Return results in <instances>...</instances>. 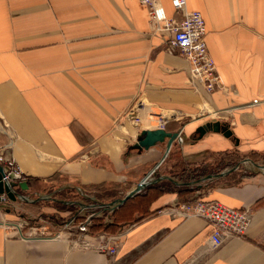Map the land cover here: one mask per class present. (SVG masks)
Instances as JSON below:
<instances>
[{
	"label": "crops",
	"instance_id": "0c3cea01",
	"mask_svg": "<svg viewBox=\"0 0 264 264\" xmlns=\"http://www.w3.org/2000/svg\"><path fill=\"white\" fill-rule=\"evenodd\" d=\"M161 2L176 16L170 0ZM188 7L204 16L225 90L209 93L192 79L188 62L154 30L139 0H0V146L9 145L27 181L57 173L74 183L118 182L131 191L151 173L152 184L251 207L246 233L212 249L211 224L167 213L178 200L167 192L151 206L154 212L118 232V250L110 255L76 246L78 234L67 228L75 215L109 221V203L71 183L43 195L16 181L17 200L0 201V264H264V159L245 158L186 182L163 163L173 151L210 170L219 165L209 157L213 152L264 153V0H188ZM140 97L175 112L165 129L180 133L182 142L177 137L168 153L167 137L135 147L153 125L145 117L138 126L126 116ZM209 122L213 130L200 137L198 127ZM57 203L76 207L58 211ZM21 218L48 233L29 235L28 226H16Z\"/></svg>",
	"mask_w": 264,
	"mask_h": 264
},
{
	"label": "built area",
	"instance_id": "2783aa9c",
	"mask_svg": "<svg viewBox=\"0 0 264 264\" xmlns=\"http://www.w3.org/2000/svg\"><path fill=\"white\" fill-rule=\"evenodd\" d=\"M139 1L148 6L150 23L154 30L165 33L167 36L165 43L168 42L169 46L177 50L179 55L188 62L192 79L201 82L209 93L217 88L225 90L226 86L218 71L216 61L208 48V30L201 11L190 9L188 0H170L176 13V16H173L167 13L161 0ZM174 115V111L158 108L142 97L137 99L126 112V116L138 126L146 117L150 125L153 124L152 128H165L167 121ZM178 141L182 142L180 133ZM8 149L9 145L0 146V163L10 166L12 170L23 175L20 166ZM3 179L9 180L8 175H5ZM7 200H9L7 194L1 193L0 201ZM166 212L174 217L199 216L204 218L212 226L208 241L210 247L215 249L229 237L243 236L251 223L254 210L251 207H233L217 200H205L198 197L192 202L176 203ZM75 217L76 215L67 223V228L70 235L72 230L78 234L74 240L76 246L96 249L110 255L116 254L120 244V233H100L93 236V241L89 234L93 214L79 222ZM16 226L19 228L28 226L29 235L48 233L45 227L31 225L26 220H19ZM61 233L62 231H59L55 234L60 237Z\"/></svg>",
	"mask_w": 264,
	"mask_h": 264
},
{
	"label": "trees",
	"instance_id": "16d2710c",
	"mask_svg": "<svg viewBox=\"0 0 264 264\" xmlns=\"http://www.w3.org/2000/svg\"><path fill=\"white\" fill-rule=\"evenodd\" d=\"M209 157L219 160V165L210 170L200 169V167L197 166V162L184 160L180 153H175L173 151L165 157L163 163H166L167 169L174 178L186 182L191 179H196L204 173H219L224 168L234 167L245 158H250L254 161L264 159V153L241 152L236 149H226L213 152ZM206 159H204V161H206ZM67 183L80 186L85 193L93 194L98 202L105 204L120 198L124 193L131 189L130 185H123L118 182L104 181L99 183L81 184L79 181H75L74 183L70 181L67 176H61L55 173L45 179L28 177L29 188L27 189V192H38L46 195L54 192L56 189ZM167 192H175L177 194V203L192 202L196 199L194 196L195 189H174L167 183H154L147 186L141 193L135 194L121 206L114 208L110 214L111 219L109 221H106L105 217H92L89 226V233L91 235H97L100 233H118L124 226L133 221H140L151 212H154L151 210V206ZM60 193V191H57L54 194V197H57ZM62 199L66 200V198ZM38 204L42 203L39 201ZM56 206L58 211H64L76 207V205L70 206L63 203H57ZM44 214L51 219L59 220V213L57 212ZM75 218L77 222L82 220L81 217L76 216Z\"/></svg>",
	"mask_w": 264,
	"mask_h": 264
},
{
	"label": "water",
	"instance_id": "95a60500",
	"mask_svg": "<svg viewBox=\"0 0 264 264\" xmlns=\"http://www.w3.org/2000/svg\"><path fill=\"white\" fill-rule=\"evenodd\" d=\"M217 125H219V129H221L222 123L217 122ZM214 123L209 122L205 123L203 125H200L198 127V132H200V137H202L207 131L213 130ZM179 133H172L168 132L165 128H149V129H143L141 131V136L137 143L135 144L136 148H149L153 145H155L158 142L164 141V139L167 137L169 138L168 144H167V153L169 152L174 140L178 137ZM166 153V154H167ZM8 175L9 180H4V176ZM151 176V173H149L142 181H140L131 191H129L124 197L118 198L116 200H113L109 203L113 209L115 207L121 206L123 203H125L128 199L133 197L135 194L139 193L142 189L152 184V181L149 180L146 182V180ZM16 181H19V185L22 189H28V181L26 179H23V175L21 173H17L8 165H2L0 164V194L6 193L8 198L12 200H17L19 197V193L14 189V183Z\"/></svg>",
	"mask_w": 264,
	"mask_h": 264
},
{
	"label": "rangeland",
	"instance_id": "374dc122",
	"mask_svg": "<svg viewBox=\"0 0 264 264\" xmlns=\"http://www.w3.org/2000/svg\"><path fill=\"white\" fill-rule=\"evenodd\" d=\"M239 163H240V162H239ZM239 163H238V164H239ZM216 167H217V166H216ZM234 167H235V166H234ZM230 168H233V167H230ZM203 169H208V168H203ZM212 169H213V168H212ZM155 178H156V175H152V178H151V179L153 180V179H155ZM149 180H150V179H148V181H149ZM150 185H151V184H150ZM42 201H43V200H42ZM47 202H48V201H47ZM44 203H45V202H44ZM49 213H50V212H49ZM103 213H104V212H103ZM47 217H48V216H47ZM20 220H26V221H28V220L25 219V218H21ZM28 222H29V221H28Z\"/></svg>",
	"mask_w": 264,
	"mask_h": 264
},
{
	"label": "bare ground",
	"instance_id": "6f19581e",
	"mask_svg": "<svg viewBox=\"0 0 264 264\" xmlns=\"http://www.w3.org/2000/svg\"><path fill=\"white\" fill-rule=\"evenodd\" d=\"M147 100V99H146ZM147 124H148V122H147ZM141 125V124H140ZM148 181V179L146 180V182Z\"/></svg>",
	"mask_w": 264,
	"mask_h": 264
}]
</instances>
